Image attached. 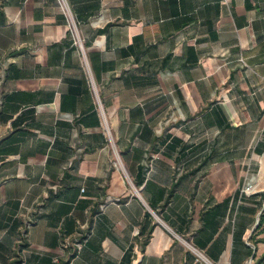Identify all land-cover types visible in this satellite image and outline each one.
Returning <instances> with one entry per match:
<instances>
[{
    "label": "crops",
    "instance_id": "1",
    "mask_svg": "<svg viewBox=\"0 0 264 264\" xmlns=\"http://www.w3.org/2000/svg\"><path fill=\"white\" fill-rule=\"evenodd\" d=\"M67 3L0 0V264H256L264 0Z\"/></svg>",
    "mask_w": 264,
    "mask_h": 264
},
{
    "label": "built area",
    "instance_id": "2",
    "mask_svg": "<svg viewBox=\"0 0 264 264\" xmlns=\"http://www.w3.org/2000/svg\"><path fill=\"white\" fill-rule=\"evenodd\" d=\"M224 2H229L230 0H222ZM61 6L63 7V10L65 11L66 14H68L69 16L71 15V10L70 7L67 3V0H59ZM253 190V186H248L247 188H245L244 193L245 194H249L250 192H252ZM69 246V244L65 243V248H67ZM55 263H58V260H55Z\"/></svg>",
    "mask_w": 264,
    "mask_h": 264
},
{
    "label": "trees",
    "instance_id": "3",
    "mask_svg": "<svg viewBox=\"0 0 264 264\" xmlns=\"http://www.w3.org/2000/svg\"><path fill=\"white\" fill-rule=\"evenodd\" d=\"M263 222H264V214H263V216H262V218H261V225L263 224ZM256 264H264V256H262V257L256 262Z\"/></svg>",
    "mask_w": 264,
    "mask_h": 264
}]
</instances>
